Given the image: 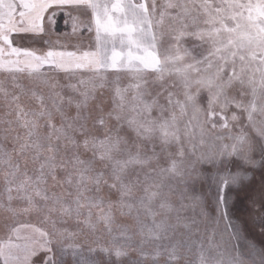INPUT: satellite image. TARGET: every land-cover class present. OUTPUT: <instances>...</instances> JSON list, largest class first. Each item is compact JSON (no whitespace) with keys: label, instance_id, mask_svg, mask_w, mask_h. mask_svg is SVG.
I'll list each match as a JSON object with an SVG mask.
<instances>
[{"label":"snow or ice","instance_id":"1","mask_svg":"<svg viewBox=\"0 0 264 264\" xmlns=\"http://www.w3.org/2000/svg\"><path fill=\"white\" fill-rule=\"evenodd\" d=\"M0 264H264V0H0Z\"/></svg>","mask_w":264,"mask_h":264},{"label":"rangeland","instance_id":"2","mask_svg":"<svg viewBox=\"0 0 264 264\" xmlns=\"http://www.w3.org/2000/svg\"><path fill=\"white\" fill-rule=\"evenodd\" d=\"M61 24H62V25H60V26H61V27H60V30H61V31H64V30H65V25L63 24V22H61Z\"/></svg>","mask_w":264,"mask_h":264},{"label":"trees","instance_id":"3","mask_svg":"<svg viewBox=\"0 0 264 264\" xmlns=\"http://www.w3.org/2000/svg\"><path fill=\"white\" fill-rule=\"evenodd\" d=\"M60 25H62L61 22L58 24V27H59V28L61 27Z\"/></svg>","mask_w":264,"mask_h":264}]
</instances>
